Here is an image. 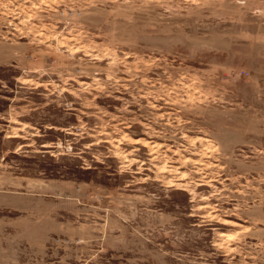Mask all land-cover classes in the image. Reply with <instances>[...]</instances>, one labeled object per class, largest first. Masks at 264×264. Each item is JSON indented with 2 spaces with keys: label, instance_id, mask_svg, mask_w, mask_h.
Wrapping results in <instances>:
<instances>
[{
  "label": "rangeland",
  "instance_id": "1",
  "mask_svg": "<svg viewBox=\"0 0 264 264\" xmlns=\"http://www.w3.org/2000/svg\"><path fill=\"white\" fill-rule=\"evenodd\" d=\"M0 264H264V0H0Z\"/></svg>",
  "mask_w": 264,
  "mask_h": 264
}]
</instances>
